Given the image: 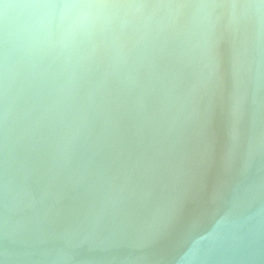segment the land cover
Segmentation results:
<instances>
[{"label":"water","instance_id":"95a60500","mask_svg":"<svg viewBox=\"0 0 264 264\" xmlns=\"http://www.w3.org/2000/svg\"><path fill=\"white\" fill-rule=\"evenodd\" d=\"M0 264H264V0H0Z\"/></svg>","mask_w":264,"mask_h":264}]
</instances>
